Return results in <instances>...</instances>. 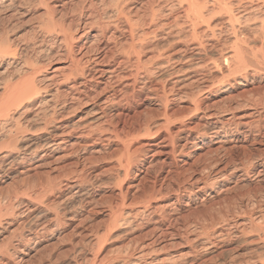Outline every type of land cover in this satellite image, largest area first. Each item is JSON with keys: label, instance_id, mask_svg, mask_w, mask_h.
<instances>
[{"label": "bare ground", "instance_id": "bare-ground-1", "mask_svg": "<svg viewBox=\"0 0 264 264\" xmlns=\"http://www.w3.org/2000/svg\"><path fill=\"white\" fill-rule=\"evenodd\" d=\"M30 1L41 7L38 14L41 16L31 27L40 45L38 55L45 57V62L54 59L66 62L54 64L48 74L42 75L48 65L39 62L34 68L35 59L34 63L28 59L31 65L27 56L21 57L27 53V46L15 49L8 37L0 41V67H3L0 74L9 73L0 77V183L20 179L30 169L44 168L48 174L61 172L65 167L62 163L79 153L83 155L70 165L72 177L60 179L54 185L52 180L48 193H57V202L64 204L53 213L31 206L30 201L20 209L18 206L23 202L14 203L16 199L7 195L0 207V235L4 234V226L13 222H19L13 231H21L19 236L17 233L18 239L6 238L0 264L13 263L20 245L40 244L41 235L50 231L51 224L69 222V227L75 228L90 220L88 211L77 210L79 205L92 204L97 197L88 190L90 177L86 172L99 159L100 150L94 145L104 148L110 142L116 143L114 154H119L113 167L117 169L112 185L115 192L109 194L113 200L105 212L110 225H124L130 233H135L142 229V224H137L139 218L148 220L154 214L163 215L159 221H152L150 228L130 234L135 238L128 240L136 249H129L128 264H264V215L249 212L248 222L240 216L247 215L248 208L252 211L260 208L261 203L264 205V188L258 197L244 194L236 198L229 193L233 186L221 184L234 177L235 182H242L264 175V0H76L71 10L78 17L75 25L71 18L67 19L70 8L68 13L65 9L72 0L57 6L53 4L57 0ZM96 4L101 6L100 10ZM13 5V0H0V13ZM28 19H15L12 26L25 25L31 19L33 22V18ZM160 36L166 39L158 51L156 45L148 46L150 40ZM101 45L106 52L97 55ZM145 51L156 53L142 62ZM172 65L175 67L170 68ZM9 68L16 72H10ZM124 72L134 84L141 82L140 90L147 88L154 73L161 72L159 80L165 81L148 89L149 104L156 106L160 119L153 122L145 118L136 128H130L135 122L133 118L125 119L118 132L112 129L113 120L108 111L115 105L112 99L117 79ZM13 73L18 75L15 82ZM50 86L66 88L63 91L55 88L53 94L42 97ZM176 101L177 107L173 109L170 105ZM161 133L172 142L173 148L174 142L181 140L186 147L209 156L202 165L196 162L188 165L197 167L190 179L196 191L194 199L203 197L208 189L219 187L216 195L223 199L220 202L226 203L223 210L222 206L216 209L217 216L210 215L209 220L196 218L200 220L192 223L190 231L180 230L179 221L200 216L209 209L214 211L215 202L205 206L214 196L201 198L200 207L187 202L181 209L166 202H154L161 195L165 180H170L172 175L184 178L187 172L183 166L179 172L167 170L164 177L158 178L150 173V165L142 164L141 157L146 154L141 141H153ZM254 152L256 155L252 157ZM131 167L135 169L132 174ZM134 173L137 183L125 182ZM138 191L142 196H137ZM228 217L238 220L228 223ZM224 227L226 234L220 232ZM248 229L255 232L251 238L255 254L249 258L235 256L238 259L227 262L224 258L232 251L223 246L218 248L220 239L228 234L236 239L245 238ZM105 233L100 234L105 236ZM94 235L96 246L101 248L103 237L97 231ZM180 239L182 245L189 246L188 251H174L182 246L181 241L176 243ZM95 256L90 264H95ZM220 257L221 261L216 262ZM78 261L74 260L73 264Z\"/></svg>", "mask_w": 264, "mask_h": 264}, {"label": "rangeland", "instance_id": "rangeland-1", "mask_svg": "<svg viewBox=\"0 0 264 264\" xmlns=\"http://www.w3.org/2000/svg\"><path fill=\"white\" fill-rule=\"evenodd\" d=\"M65 1L66 0H57V1L53 2V4H55L57 6V5H61ZM91 1L94 2V0H91ZM29 2H31V1L30 0H13V3L15 5H13V7L9 8V10H5V11H2L0 13V38H1L0 41L4 40V37L5 38L8 37L10 41L13 40V41H11V45L15 49L27 46L28 47V49H26L27 53L22 54L21 57L24 58L27 56L28 58L27 57L26 58H27V61L29 63H31V61H32V63L35 62V65H33V67L35 66L34 68L38 67V65L36 66V64H40L42 62H43L42 64L44 66L48 65V67L46 66L47 68L45 67L43 69L44 72L42 71V73H41L42 75H46L49 73L50 67L54 66V64H58V63H61L64 61L66 62V60L62 59L63 61H56V59H54V60H50V62H45L46 61L45 57H43L44 58L43 59L42 55H40V54L38 55L37 50H38V48H40V45L37 44V40L35 38L36 34L33 33L31 27L35 23L36 19H38V16L39 17L41 16V15H38L40 13L41 7H40V5H38V6L36 5L38 7L37 8L36 6H34V3L31 2L33 4L32 5ZM48 2H50V1H48ZM70 3H71V5H70ZM74 4L75 5L77 4L76 0L69 1L66 4L65 9L67 10V13L70 10L69 13L72 15H70L68 13L67 19L70 20V18H71L73 20L72 24L75 25L77 23L78 17H77V14L71 13V10H74L73 8H75ZM56 8L58 10L60 9V11L62 12V10H61L62 7L58 6ZM96 8L100 10L101 6H99V4H96ZM73 14H74V17H73ZM69 16H71V17H69ZM18 18L20 20H27L28 18H30V19L33 18V22L31 19L32 23L31 22H29V23L24 22L25 25H23V24L18 25L17 24L15 26H12L14 23L13 21H16ZM24 35H25V37H24ZM32 35L33 36L35 35L34 39H33ZM20 36H23V37H20ZM2 37H3V39H2ZM160 38H161V36L158 37L157 39H155V41L150 40L151 42L148 43V46H151V45L155 46L156 45L157 49H155V50L158 51L159 50L158 47L161 46L164 43V39H166V38H161V39ZM17 39H19V40H17ZM22 42H24V43H22ZM47 45H48V43H47ZM30 46H32V47H30ZM103 46L104 45H101V47L99 49L100 51L96 52L97 55H100L102 52H106V50L102 51L101 48ZM109 46L111 47L112 45H109ZM152 53L153 52H151V51H145L141 57V59L143 60L142 62H147V60H149L156 52L153 54ZM76 55H77V53H76ZM36 56H38V57H36ZM38 58H40V59H38ZM28 59H30L31 61H29ZM33 59H35L34 62H33ZM117 59H119V58H117ZM38 60H40V61H38ZM32 63H31V65H32ZM45 63H50V64H45ZM42 64L40 66H42ZM172 67H175V65H172L170 68H172ZM2 68L0 67V71L2 70ZM4 68H5V66H4ZM8 70L10 72L11 71L16 72L12 68H9ZM162 72H164V71H162ZM13 74H14V78H16V80L14 79V82H15L18 80L17 79L18 75H16V73H13ZM160 74H162V73L161 72L156 73V74L154 73L153 77L150 78V84L148 83L146 86L147 88H141V90L138 89L139 87L142 86L141 82L137 81L138 83L136 82L134 84L132 82L133 79H127L128 78L127 72L121 73V75L118 76V78H120L119 80L116 78L117 79V83H116L117 85L115 84L116 85V94L113 96L114 99H112V100H114L113 103L115 105L113 108H111L108 111V114L110 116H112V120H113L112 129L113 130L115 128L118 132H120V130H121L120 128H122L124 125L123 122H125L126 120H129L131 118H133L135 120V122L130 126V128H132V126L134 128H136L138 125H141L142 122L145 120V118L150 119L152 121L153 120L157 121L160 119V116H158L156 114V110H157L156 106H151L149 104L150 101L148 99V96L150 95V92H151L148 90L149 87H152V86L154 87L157 85L159 86V84L161 82L165 81V79L159 80L162 78V75H160ZM163 74H165V72ZM8 75H9V73L7 75L5 74L4 76L7 77ZM36 75H38V74H36ZM4 76L3 75L1 76V74H0V77H4ZM129 83H131L132 85ZM100 86H101V88L103 87L102 85H100ZM55 88L59 89L58 86H50L47 89V91L42 93V97L47 98V96H49L50 94H53L55 92V90H54ZM64 88H66V87L65 86L60 87L59 90L63 91ZM119 88L121 89V91L119 90ZM208 98L212 99V100L218 99V98H215L213 96H209ZM177 102L178 101H176V103H173V105H170V107L172 106L173 109L176 108L177 104H178ZM207 104H208V101H207ZM148 111H150V112H148ZM161 141H162V143L158 144L157 146H150L151 144H154V143L157 144ZM169 142L170 141L167 138H165V135L163 133H161L159 138L154 139L153 141H147V142L141 141V143L144 144V145L142 144L141 148H142L144 154H146L145 156L141 157V158H143L142 164L146 165V163H147L148 165H150L148 167V169L150 168L149 170H150V173L152 174V176H154V177L159 176L160 178H162V177H164V174L167 170H172V171L178 170L177 172H179V170H181L183 166H185L183 168H186V170H187V172L184 173L185 174L184 178L181 176L176 177V175L175 176L172 175V178H170V180H168V179H167L168 181L165 180V182H163L162 189H160L161 195L160 196L158 195L159 196L158 199H156V201H154V202L157 204H165V202H166L167 204H172V206H171L172 208L174 207L175 209H181L182 207L185 206V203H187V202L189 203V205H192V206L196 205V206L200 207V206H202V203L199 202V200H201V198H206V197L210 198V197L214 196V197H212V199L214 198V200L209 202L210 204L205 205L206 207H208L212 203L215 202V205H213L214 211H212V210L210 211V209H209V211L207 210V211L203 212L202 213L203 215L201 214L202 216L201 215L200 216L196 215L197 217L190 216V217L186 218L185 220L179 221L178 227L180 230L186 229L187 231H190L191 228L194 226V224H192V223L195 222V220L196 221L200 220V219H196V218H202V219L207 218V220H209L208 216H210V215H211L210 217L217 216V211L219 209H221L220 206H222V210H223V207H224V205L226 206V203L220 202L223 199H221V197H218V195H216L217 194L216 192H217L219 187L208 189L206 194H210L209 197L206 196V194H205V195H201L203 197H199L198 199H194V194L196 193V191H194L195 187L190 184V182H191L190 179L195 175L197 167H194V166L190 167L188 165H190L193 162H196L198 166L202 165L205 162V159L208 158L209 156L204 157V154H202L203 151L202 152H200V151L196 152V151H193L192 147L191 148L186 147L184 145V141L176 140L174 142V148H173V145H170V144H172V142L171 143H169ZM94 146L100 150V152L98 154L99 159H97V161L94 162L90 166V169L88 168V171L86 173L90 177V182L88 183L87 186L89 188L91 187V189L88 188V190L90 192H92L94 196H97L98 199H97V197H95V202L93 201L92 204H90V205L85 204L82 207L79 205L78 208H80V209H77V210H79V212H87L88 211L87 213H90V214H88V217H89L88 219H90V220H86L82 224H79L78 226L75 227L76 229L73 227H69L70 226L69 222H66L65 225H63V224H51L50 223L51 224V225L49 224L50 225L49 226L50 231H46V233H43L41 235L40 239L42 241L40 244H38L36 246H34L33 243H26V245H20V247H19L20 252L15 256L13 263H7V264H73L74 260H79L80 263L78 261V264H90L92 257H94V255L97 256L95 264H116L118 262L122 263L123 261H125V262H123V264H128V262L130 261V258H131V257H128L131 254V252H129V249H132V251H133V249H136L135 248L136 245L133 243H130L128 240V239L135 238V237H133V236L130 237V236L133 234L140 233V230L142 231L146 227L150 228L151 224H153L155 221H159L163 215L162 214H156V215L154 214V215H152L153 217L150 216L148 220H147V218L144 219V217L143 218L141 217L142 219L139 218L138 223L135 222V224L136 223L142 224V226L144 228L141 226L142 229L139 228V231H135V233H133V231H131L132 233H130L129 230H127L128 227H124V225H119L117 227L113 226L114 227L113 228L109 223V219L105 216V212H106L107 208L110 206L111 201L113 200V199L112 200L110 199L109 194L111 192H115L113 190L114 187L112 185H113L114 179H116L115 176H117V169L113 168V167L116 165L115 162L117 159H115V158H118V156H119V154L117 155V153L114 154L116 152L118 146L116 145L115 142H110L108 145H106V147H104L105 149L101 148L100 145H94ZM182 146H184V147H182ZM248 149H252V147H248ZM108 151H110V152H108ZM234 152H236V150ZM237 153H236V155H238ZM82 155L83 154L79 153L78 156H74L73 158L67 160L66 163L64 162V164L62 163L61 166L64 165L65 167H64V169H61V172H60V170H57L55 172H50L48 174V172H46L47 170L44 168L43 169H36V170L30 169L27 171V175H25L24 177H21L20 179H14L12 181H6L5 183H0V207L3 206V201L5 200L7 195H10L14 200L16 199L17 202L15 201L14 203L23 202L21 204V206H18L20 209L24 204H27L29 201L31 202V204H30L31 206L36 207L39 210L41 209L43 211H45V210L49 211L50 210L49 212H51V213H53L55 211V209H57L56 207L62 208L64 204H62V203L59 204V202H57V200H58L57 193H54L53 195H49V193H48L49 186L52 184V180H55V181H53V185H54V184H57L58 181H61V180L63 181L65 179H68L69 177H72L74 175V174L72 175L73 167L70 165L72 163L74 164L77 161H79L80 160L79 158ZM254 155H256L255 152L252 153V157ZM98 156H97V158H98ZM103 156H105V157H103ZM148 165H146V166H148ZM131 166H133V165H131ZM256 167L257 166H255V168ZM257 168H259V167H257ZM131 171L135 172V169H132V167H131L130 173L132 174ZM70 175H72V176H70ZM49 176H50V178H49ZM111 178L112 179L114 178V179L112 180ZM234 178L230 179L231 183L230 182L226 183V181H223V182H221V184L224 183V184L230 185L231 187L233 186L232 190L229 193H230V195L232 194V196H235L236 198H239L240 196H244V194L246 195L245 197H247V196H250V197H252V196L256 197L257 196L258 197L261 194L260 193L261 190H263V188H264V175H262V174L259 177H257L256 179H254V177H252V178H249L246 181H242V182L241 181L235 182ZM127 181H132V182H135V184H136L138 181V178L136 177V175L134 173L133 175H129V177H126L125 182H127ZM221 184H220V186H221ZM184 189H186V191ZM190 190H192L193 192L189 194ZM223 195H225V194H222L220 196H223ZM137 196L138 197L142 196L140 191L137 192ZM189 197H191L193 199L192 202H190L192 199L191 200L188 199ZM154 202H152L151 205H154ZM218 204H220V205H218ZM135 207L138 208L137 206H135ZM176 207H178V208H176ZM259 207L260 208H258V207L253 208L252 211L250 208H248L246 210L247 215H244L241 213L240 216L242 218L244 216V221L248 222L247 216H248L249 212L250 213L256 212L257 215L258 214L264 215V205L261 203V205ZM19 208H16L15 210H17ZM216 209H218V210L216 211ZM248 210H250V211H248ZM212 215H214V216H212ZM140 219H141V221H140ZM262 219L264 220V217ZM235 220H238V219L228 217V223H232ZM143 221H144V223H143ZM149 221H150V223H149ZM152 221H154V222H152ZM187 221H188V223H187ZM17 223H19V222H16V224H15V222H13V224H11L10 226H4V234L2 233V235H0V253L3 250L6 238H11V239L13 238V240L18 239L17 233L19 236L20 235L19 232L21 230H17L19 232L13 231V229H15L18 225ZM147 224H148V226H147ZM107 227H109V228H107ZM248 227H250V226L248 225ZM72 228L74 230H72ZM96 231H97L98 236H101L104 238V239L103 238L101 239V237H99L102 241L104 240L103 242L99 243V244H102L101 248H100V245H97L99 247L96 246V244H95L96 238L93 240V237L96 236V235H94V234H96ZM220 232H222V234H226L227 228L224 227L222 230H220ZM100 233L102 235L105 233V236H102ZM184 235L185 234H183V236ZM15 236H16V238H15ZM134 236H136V235H134ZM245 236H246L245 238H242L239 236L238 238H240V239H236L237 238L236 236H232V235L228 234L227 236L224 235L220 239V241H219L220 245L218 248H221L223 246L222 247L223 249L226 248L229 250V252L232 251L231 253H229L230 254L229 257L226 256L224 258L227 262H229L233 258L238 259V258H241L242 256H243L242 258H245V257L249 258V256L252 257L255 254L256 247L254 244H251V238L255 236V232L248 229ZM181 239L179 240V242L177 240L176 243L177 244L180 243ZM246 239H249V240H246ZM182 240H184V238ZM221 242H224V243H221ZM182 243H183V241H181V245H182ZM132 245H135V246H132ZM188 247H189L188 245L183 244L180 247L178 246L177 249L175 248L174 251L178 250V251H183V252L185 251L186 252V250L187 251L189 250ZM97 248H99V249H97ZM97 250L99 253L96 252ZM118 251H119V253H118ZM120 253H121V255H120ZM133 253H135V251ZM92 254H94V255H92ZM23 256H25V257H23ZM231 256H234V257H231ZM235 256L238 258H236ZM19 257H22L23 260H19ZM217 259H220V260H216V262L221 261V257L217 258ZM121 260H122V262H121Z\"/></svg>", "mask_w": 264, "mask_h": 264}]
</instances>
